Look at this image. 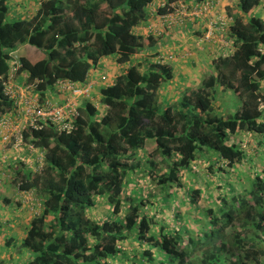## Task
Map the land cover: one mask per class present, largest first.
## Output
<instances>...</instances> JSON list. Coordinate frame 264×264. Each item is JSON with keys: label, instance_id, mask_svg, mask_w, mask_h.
Segmentation results:
<instances>
[{"label": "trees", "instance_id": "1", "mask_svg": "<svg viewBox=\"0 0 264 264\" xmlns=\"http://www.w3.org/2000/svg\"><path fill=\"white\" fill-rule=\"evenodd\" d=\"M27 1L0 0V118L15 108L5 93L14 68L25 73L40 99L57 81L88 83L103 57L120 73L91 89L69 129L40 120L22 130V145L41 152L35 168L18 162L20 167L1 170L0 179L22 194L41 197V209L20 240L4 244V251L18 247V260L0 257V264H111V258L118 264H261L264 0H237L240 14L229 10L223 28L217 18L228 53L211 61L199 86L177 101L163 97L172 69L158 56L142 55L148 46L139 27L152 16L166 17L179 2L191 8L207 0H36L34 11ZM146 38L155 50L152 34ZM224 96L225 111L218 108ZM246 132L251 144L232 140ZM147 143L153 144L148 153ZM202 154L225 163L207 167L212 175L227 174L226 183L218 184L224 191L192 189L196 197L189 204L205 193L212 205L187 214L193 227L162 222L157 232L151 230L154 218L142 209L148 199L127 192L128 177L146 161L163 191L186 189L183 171L208 178L192 169ZM239 165L248 170L241 183ZM1 200L0 208L17 211L0 191Z\"/></svg>", "mask_w": 264, "mask_h": 264}, {"label": "rangeland", "instance_id": "2", "mask_svg": "<svg viewBox=\"0 0 264 264\" xmlns=\"http://www.w3.org/2000/svg\"><path fill=\"white\" fill-rule=\"evenodd\" d=\"M35 1L36 0H28L25 6ZM37 5L38 4L36 3L35 6L30 8V10L34 11ZM186 5L188 10L184 11L182 15H179L178 22L165 23V21L163 20L165 26L161 28L162 31L164 30L166 33L165 27L170 28L168 25H175L177 23H181L183 20L186 19L192 21L196 17L201 19L202 21L197 20L194 23L197 22L198 25L200 24L202 30H204L205 28H207V30H204L200 33L191 32L188 29H185V31L172 32L168 35V38L163 44H161L158 50L150 49L153 43L147 41L144 37V43L146 46H148V49L146 52H144L143 55L150 57L158 56L160 58L159 60H161L163 63H165L172 69L173 78L162 87V92L167 93V95L163 97L165 99L169 98L168 100L170 101L179 100L181 98L182 91L185 88V90H188L192 87L195 88L199 86V82L201 81V79L210 71V62L217 59L218 56L228 53V49L226 46L227 43L224 42V36L222 32L219 31L218 34L213 32L214 29H219V27H211V23L215 22V18L210 16V14H212L210 12L211 8L209 9V11H207L208 13L200 12V9H197L196 14H192L190 12V6H188V4ZM224 7L225 10L227 8L230 9V7L227 5H225ZM235 14L240 13L237 11L235 12ZM203 15L207 16V20H204L202 17H200ZM158 39L159 37L157 39L153 38V41L156 42ZM224 48L227 51L224 50ZM20 50H22V47L20 48ZM113 63L110 64V69H106V73H112L111 75L115 76L116 74H118V68H114ZM98 72H103V68L101 67L99 71H97V73ZM106 75L104 76L106 77ZM100 76L101 75H99L98 78ZM172 94V98L168 97ZM234 101L237 103V100ZM219 102L220 104L218 108L225 111L227 107L224 103L228 102L226 96L219 97ZM232 140H235L236 143L241 146H247L251 144V140H253V138L251 137V134L246 132L241 135L232 136ZM13 145H15V143ZM152 148L153 144L147 143L145 145L144 150L148 153L149 151H151ZM202 155L197 156V164L194 163L192 169L195 170V173L198 174L202 173L203 171L206 172L208 178L206 180H202V178H200L199 181L197 178H194V174L192 172L189 173L187 171H183L181 178L187 184L186 189L179 188L177 186H172L170 189H168V191H163L160 188V185L156 182L155 176L153 177V171L151 169L149 170V168L147 167L148 164L146 163V161H144L142 164L143 169L137 171L136 173L128 177L130 180L128 179L125 182L127 192H132V197L141 196L144 200H146L145 198L148 199L146 201L147 205H145L142 209L144 210V212L148 213V215H151L154 218L151 230H155L157 232L162 222L165 223L166 226H182L186 225L187 223L189 227H193V225H191V220L189 219L190 217H188L187 214L189 213L193 216L196 214V209L198 207L202 208L208 205L209 207L212 206L210 204L211 200L209 198H205V193H202L200 197H197L196 202L194 204H189L191 197H196L194 196L192 189H195L196 187H204L208 191L212 189L216 190L219 186L225 184L226 179L228 178L226 177L227 174H222L220 176L212 175L211 171L207 168L210 164H213L214 168H218L220 165L224 167V162H220V164L218 165L213 159H211L209 155ZM156 159L160 161L159 157ZM237 174L240 175L238 176L240 177V179L238 180L237 178L238 182H245V178L248 175V170L243 165H239L237 169ZM129 181H132V185L131 182L129 183ZM188 187L189 193L186 194V190H188ZM134 188H136L135 191H131ZM219 188L220 191H224L222 187ZM0 191L15 206L17 211L20 209V207H23V204H26V207H28L31 213L33 214L37 213L41 209V197L38 198L36 195L32 196L31 194H22L17 190V187L14 184H9L7 185V187H2ZM169 191L172 193H170ZM0 202L4 201L1 200ZM149 203L151 204L149 205ZM3 211H7V209L4 210L0 208V212ZM124 212L125 211L123 210L121 215H123ZM2 239L7 240L8 238L0 236V240ZM4 248V246H1L0 248V250H2L0 252V257L3 256L4 259L9 260V262L18 260L20 255V253L17 251L18 247L13 250L7 249L5 251L3 250ZM110 262L111 264H118L117 261L115 259L112 260V258L110 259Z\"/></svg>", "mask_w": 264, "mask_h": 264}, {"label": "crops", "instance_id": "3", "mask_svg": "<svg viewBox=\"0 0 264 264\" xmlns=\"http://www.w3.org/2000/svg\"><path fill=\"white\" fill-rule=\"evenodd\" d=\"M190 1H191L190 4L193 3V0H190ZM194 1L197 2L198 0H194ZM211 2H212V6L210 9V12L212 14H210V16L213 18L219 15L224 16L225 14L228 13L229 10H231L233 14H235V12L237 11L239 12V10L237 9V4H236L237 0H211ZM35 5L36 3H32L30 5V8ZM192 5L193 4H191V6ZM225 5L229 6L230 9L227 8L225 10V7H224ZM200 17H202L204 20H207L206 15H203ZM164 18L165 17L156 16V15L152 16L148 18L145 26L139 27V29H141V31L143 32V35L145 38L146 36L148 37L149 34H152V37L156 39L159 37V39L156 41L157 50L161 46V44H163L165 40L168 38V35L171 34L172 32L185 31V29H188L191 32H199L198 30L202 31L200 24L198 25L197 22L194 23L197 20H200V21L202 20L196 17L192 21H189L186 19V20H183L181 23H177L173 25L170 28L165 27L166 28V33H165V31L164 30L162 31L161 29L163 26H165L163 23ZM215 32H219V31L216 29ZM146 40L148 41L147 38ZM143 54L144 52L142 53V55ZM111 63H113L111 58L103 57L99 63V65H101V67L103 68V72L97 73V71H99L101 67L99 69H94L92 71L89 82L92 83L94 89L95 88L98 89L99 86L104 85L105 83L111 82L112 79H114V76L111 75L112 73L110 74L106 73V69L111 68L110 67ZM113 64H114V68H117L115 63ZM119 73H120V69L118 68V74ZM106 74H109V75H106ZM14 75L16 77L14 76L15 79L13 77L11 82H12V86L15 88V91H16L15 93H16L17 103H15L16 105H14L15 108L13 110H10L8 113H6V115H9L8 119L10 121V125L16 124L18 126H26V120L29 121V118H30V116L26 113L27 105L29 102L33 100H36V99L40 100V96L38 93L34 92L32 89H27L25 87L27 85L26 80H25V76H26L25 73L18 74V72L17 73L15 72ZM99 75L101 76L106 75L105 81H102L100 79L101 76L98 78ZM94 89L92 91H94ZM185 89L182 91V93L186 91ZM65 94H66V90L61 89L57 85H54L51 91L46 92L45 99L55 104H61L64 102ZM41 100H44V99H41ZM85 101H87V99L84 96H79L77 98L78 106L83 105ZM4 133H5V128L0 124V171L7 168V166L11 167L12 165H14V167H16L15 165H17L18 162H21V163L23 162L24 165H27L28 168L32 167V169H34L35 168V158L36 157L38 158L41 152L30 146L27 147L22 144L16 146V145H13V143H5L2 138ZM18 167H20L19 164H18ZM6 170H10V168ZM8 183L9 181L7 179L1 178L0 179V189L2 187H7ZM22 206L23 207H20V209L15 212L8 211V210L0 212V236H4L5 238H8L7 240L5 239L0 240V246L2 245L5 246L4 244H6V242L10 238L11 239L17 238L18 240H20L23 237L24 227L28 225L33 213H31L29 208L26 207L27 206L26 204H23ZM10 244H13V240L10 241ZM18 245L19 243H17V246ZM12 246L10 245L9 249ZM261 264H264V261Z\"/></svg>", "mask_w": 264, "mask_h": 264}, {"label": "built area", "instance_id": "4", "mask_svg": "<svg viewBox=\"0 0 264 264\" xmlns=\"http://www.w3.org/2000/svg\"><path fill=\"white\" fill-rule=\"evenodd\" d=\"M212 4L210 1H204L201 3H195L192 5L190 12L192 14H196L197 9H200V12H207L211 8ZM186 5L182 3H178L174 12L166 15L164 18L165 22H177L179 19V15H182L184 11H187ZM217 18L220 20L219 27L224 26L225 18L222 16L215 17V22ZM215 22L211 23V27L216 26ZM16 69L14 68L10 73L9 79L6 81L5 93L14 99V104L17 103L16 91L12 86V79L15 76ZM63 90H66V94L64 96V102L61 104H55L47 99L44 100H33L28 103L26 113L30 116L29 121L26 120V126H18L16 124L10 125V121L8 119L9 115H5L0 119V124L5 128V133L3 134V141L5 143H15V145H20L22 143L21 132L27 126L37 127L38 122L40 120H47L55 123L62 129H69L71 127V118L78 114L77 112V98L79 96L87 97L89 96V92L93 88L91 82H88L84 85H77L74 82L60 80L57 81L56 84ZM27 89H32L31 84H27L25 86ZM16 105V104H15ZM19 143V144H18Z\"/></svg>", "mask_w": 264, "mask_h": 264}, {"label": "clouds", "instance_id": "5", "mask_svg": "<svg viewBox=\"0 0 264 264\" xmlns=\"http://www.w3.org/2000/svg\"><path fill=\"white\" fill-rule=\"evenodd\" d=\"M8 112H9V111H8ZM8 112H6V113H8ZM5 115H6V114H5ZM5 115H4V116H5ZM2 117H3V116H2ZM2 117H1V118H2ZM21 144H23V142H22ZM30 147H31V146H30ZM32 148H33V147H32Z\"/></svg>", "mask_w": 264, "mask_h": 264}]
</instances>
